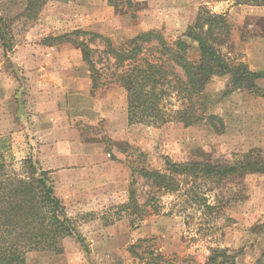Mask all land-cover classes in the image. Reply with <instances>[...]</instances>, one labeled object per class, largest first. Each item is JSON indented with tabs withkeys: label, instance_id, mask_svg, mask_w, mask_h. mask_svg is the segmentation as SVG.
Listing matches in <instances>:
<instances>
[{
	"label": "rangeland",
	"instance_id": "obj_1",
	"mask_svg": "<svg viewBox=\"0 0 264 264\" xmlns=\"http://www.w3.org/2000/svg\"><path fill=\"white\" fill-rule=\"evenodd\" d=\"M118 1L117 9L109 0H47L30 18L28 0H0V17L14 22L13 50L0 43V148L16 171L30 158L50 172L86 244L68 238L63 253H30L27 264H137L129 247L142 239L173 264L264 263V171H233L246 156L264 166V78L256 81L260 94L232 91L230 75L208 82L203 100L209 114L224 120L223 134L206 122L129 125L122 87L103 80L92 94L80 49L45 42L80 30L124 49L154 32L173 46L184 41L189 59L199 61L198 45L186 35L207 9L232 25L224 53L264 74V0ZM165 107L179 104L170 98ZM170 164L231 172L213 180L178 178L174 193L151 189L139 174L165 172ZM133 181L139 204L154 196L161 213L133 222L123 211L121 220L104 225L108 215L118 218Z\"/></svg>",
	"mask_w": 264,
	"mask_h": 264
},
{
	"label": "trees",
	"instance_id": "obj_2",
	"mask_svg": "<svg viewBox=\"0 0 264 264\" xmlns=\"http://www.w3.org/2000/svg\"><path fill=\"white\" fill-rule=\"evenodd\" d=\"M46 2L28 0L26 13L30 18L36 17ZM118 2L109 0L117 9ZM127 6L128 11L135 8L131 1L127 2ZM13 26V20L7 21L0 17V43L4 51H12L14 48ZM231 33L232 25L227 15L202 9L186 35L198 45L199 61L189 59L188 46L184 41H178L173 46L154 32L138 35L124 49L116 48L108 37L80 30L47 38L45 42L50 46L71 43L80 49L83 62L91 74L92 94L103 80L122 87L126 92L129 125L164 126L176 123L189 128L206 122L215 133L223 134L224 120L209 114L203 100L208 82L215 76L230 75L232 91L249 90L252 94H260L256 81L264 78V74L252 72L246 64L224 53L223 47L228 45ZM170 98L176 100L179 107L167 109L165 102ZM2 148L0 264H27V255L34 252L61 254L63 243L68 238L75 239L86 249L77 220L71 217L69 209L54 192L50 172L38 167L30 158L16 171L8 166ZM245 159L233 171H264V166L252 164L249 156ZM229 172V169H216L209 165L170 164L165 172L141 169L139 174L151 189L174 193L180 188L181 181L178 178L213 180ZM135 184L136 181H133L129 190V201L121 205L115 214L118 218L110 221L108 215L102 219L104 225L121 220L123 211L128 213L125 215L134 218L133 222L161 213V207L154 196L148 197L144 204H139L133 189ZM129 249L137 264H173L150 245V240H139ZM257 264L264 263L260 261Z\"/></svg>",
	"mask_w": 264,
	"mask_h": 264
}]
</instances>
